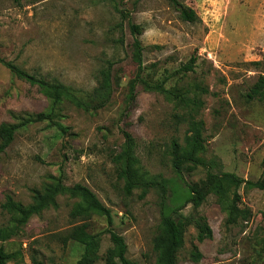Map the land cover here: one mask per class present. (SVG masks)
I'll list each match as a JSON object with an SVG mask.
<instances>
[{
  "label": "rangeland",
  "instance_id": "obj_1",
  "mask_svg": "<svg viewBox=\"0 0 264 264\" xmlns=\"http://www.w3.org/2000/svg\"><path fill=\"white\" fill-rule=\"evenodd\" d=\"M181 1L196 10L197 22L184 21L169 0H0L1 59L58 81L81 97L97 85L105 59L115 61L109 103L89 112L64 100L52 113L55 122L27 121L50 112L51 100L0 62V124L19 125L0 154V227L16 225L15 215L2 206L8 197L33 205L37 192L44 194L59 183L90 187L112 214V223L98 213L87 219L74 216L80 197L60 192L20 224L15 235L0 240L17 253L9 264H75L83 246L68 234L85 222L101 238L100 259L94 264H107L110 231L125 238L127 256L137 264H161L155 238L162 217L185 201L188 183L200 181L208 171L234 172L251 181L264 177V99L247 97L264 68L245 64L262 57L264 0ZM118 8L145 27L141 39L149 80L197 58L194 71L178 73L166 84L188 96L198 86L208 89L197 115L203 122L204 148L198 156L204 164L191 172L184 168L179 175L172 161L175 144L181 151L186 148L189 125L176 114L187 109L140 84L136 100L129 103V82L136 73L133 38L127 20L123 32L117 26ZM125 131L135 141L134 167L153 182L131 194L120 174ZM239 191V206L250 213L236 224L226 222L228 212L214 193L198 208L187 204L180 210L205 216L213 237L199 241L197 228L189 226L177 254L179 264H264V188L242 185ZM196 247L203 255L199 260L192 255Z\"/></svg>",
  "mask_w": 264,
  "mask_h": 264
},
{
  "label": "trees",
  "instance_id": "obj_2",
  "mask_svg": "<svg viewBox=\"0 0 264 264\" xmlns=\"http://www.w3.org/2000/svg\"><path fill=\"white\" fill-rule=\"evenodd\" d=\"M169 1L179 11L184 21L197 22L200 19L196 10L185 2L181 0ZM118 11L121 15V22L117 26L123 32L124 21L127 20L133 38L131 43V56L136 65V73L135 77L129 82V103L132 104L136 100L137 86L140 84L145 90L161 93L168 99L176 101L178 106L187 109L182 113L176 114L178 118L187 122L189 125L185 135L186 148L184 151H181L182 148H179L175 144V150L172 151V161L175 171L179 175H182L184 168L191 172L199 164H204V161L198 156V153L204 148V138L202 135L203 122L197 119V115L199 108L203 104L201 95L207 93L208 89L198 86L194 89L192 96H188L185 92L171 89L166 84L178 73L194 71L197 66V58L195 56L191 57L187 63L176 70L165 69L157 81L149 80L146 78L149 66L144 63L146 46L141 39L145 27L135 22L128 10L118 8ZM121 41L123 42L124 39L122 38ZM152 46L156 48L160 47V45ZM0 62L9 68L13 75L33 85H38L40 90L51 100L52 108L50 112H39L34 117L28 118L27 121L37 122L46 120L55 122L52 113L64 100L86 111L96 112L109 103L113 94L115 61L110 58L105 59V64L100 68L98 73L97 85L85 97L78 96L70 88L58 81H51L44 76L30 73L11 61L0 58ZM245 64L256 68H264V50L261 59L249 61ZM152 66L155 67L156 65L152 64ZM247 97L250 100L264 99V71L248 91ZM18 127L19 125L6 122L0 124V154L11 145ZM62 128L63 131H66L64 127ZM125 137V146L121 154L123 165L120 174L125 180V192L131 194L135 187L144 186L153 182L145 180L134 167V164L137 162L135 141L127 131H125ZM242 185L246 187L264 188V177L258 181H251L244 179L234 172L224 171L215 173L208 171L205 178L198 182L188 183V194L185 197V201L174 207L172 213H168L162 217L160 231L155 238V245L160 253L161 264H179L177 254L184 245L185 233L189 226L194 225L197 228V238L199 241L213 237V230L205 216L183 214L180 212L187 204H192L194 208H198L204 203L210 193H214L219 197L220 203L228 212L226 220L228 224H236L242 214L244 217H247L250 211L247 208L242 209L239 206L242 200L239 189ZM60 192H69L72 195L80 197V201L73 210L74 216H82L87 219L92 213H98L105 215L109 219V222L112 223L111 209L98 198L97 194L90 187L81 183L73 186H64L59 183L48 186L44 194L37 192V201L33 205L24 206L21 203L15 202L11 197H8L2 206L8 212L15 215L16 225L11 229L0 227V240L4 241L15 235L20 224H25L32 215L40 213L50 202L54 201V197ZM89 227L90 225L87 222L81 223L74 226L68 234L69 239L83 246V252L75 264H94L100 259V234L91 232ZM110 232L113 247L109 249L105 256L107 264H137L127 256L128 246L125 238L115 231ZM192 255L194 260H199L203 256L197 247ZM16 257L17 253L10 252L4 245H0V264H9Z\"/></svg>",
  "mask_w": 264,
  "mask_h": 264
}]
</instances>
